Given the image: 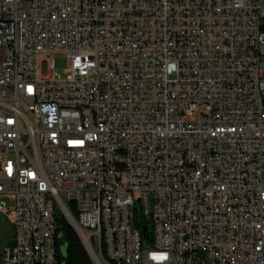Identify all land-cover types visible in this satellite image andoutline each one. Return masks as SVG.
I'll use <instances>...</instances> for the list:
<instances>
[{
    "label": "built area",
    "instance_id": "1",
    "mask_svg": "<svg viewBox=\"0 0 264 264\" xmlns=\"http://www.w3.org/2000/svg\"><path fill=\"white\" fill-rule=\"evenodd\" d=\"M57 209L96 264H264V0H0V264H65Z\"/></svg>",
    "mask_w": 264,
    "mask_h": 264
},
{
    "label": "trees",
    "instance_id": "2",
    "mask_svg": "<svg viewBox=\"0 0 264 264\" xmlns=\"http://www.w3.org/2000/svg\"><path fill=\"white\" fill-rule=\"evenodd\" d=\"M68 208L72 215L77 218L75 205L70 203L68 204ZM56 227L57 233L60 236L56 244L57 256L65 264H93L81 239L60 209L56 210ZM133 227L142 233L144 242L151 239V225L147 218L139 215L135 216ZM145 229H147V232L144 234ZM13 237L12 224L9 220L0 219V263L2 249L7 245L13 244Z\"/></svg>",
    "mask_w": 264,
    "mask_h": 264
},
{
    "label": "rangeland",
    "instance_id": "3",
    "mask_svg": "<svg viewBox=\"0 0 264 264\" xmlns=\"http://www.w3.org/2000/svg\"><path fill=\"white\" fill-rule=\"evenodd\" d=\"M41 60L43 61L44 57H41ZM45 60L48 62L46 68L53 69V73H55V76H58L63 80L68 78V76L70 75V71L66 66L58 65L55 67L56 63L60 64L59 62H57L56 56L51 55L49 58H45ZM10 220H12V218H10Z\"/></svg>",
    "mask_w": 264,
    "mask_h": 264
},
{
    "label": "bare ground",
    "instance_id": "4",
    "mask_svg": "<svg viewBox=\"0 0 264 264\" xmlns=\"http://www.w3.org/2000/svg\"><path fill=\"white\" fill-rule=\"evenodd\" d=\"M86 250H87V252H88L89 255H90V258H91V260H92V263H93V264H96V259H95V257H93L92 249H86Z\"/></svg>",
    "mask_w": 264,
    "mask_h": 264
},
{
    "label": "water",
    "instance_id": "5",
    "mask_svg": "<svg viewBox=\"0 0 264 264\" xmlns=\"http://www.w3.org/2000/svg\"><path fill=\"white\" fill-rule=\"evenodd\" d=\"M147 229L144 230V232L146 231Z\"/></svg>",
    "mask_w": 264,
    "mask_h": 264
}]
</instances>
